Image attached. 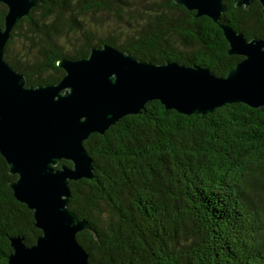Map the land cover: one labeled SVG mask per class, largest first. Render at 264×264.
Instances as JSON below:
<instances>
[{
    "label": "trees",
    "instance_id": "trees-1",
    "mask_svg": "<svg viewBox=\"0 0 264 264\" xmlns=\"http://www.w3.org/2000/svg\"><path fill=\"white\" fill-rule=\"evenodd\" d=\"M40 1L3 49L27 86L57 83L59 59L83 58L105 44L144 62L198 65L219 77L242 59L227 54L208 17L173 0ZM235 1L223 0L219 23L264 40L258 2L244 9ZM5 12L0 3V27ZM97 12L111 17L104 37L86 18ZM83 148L94 175L69 182L68 209L97 236L76 234L90 264H264V106L227 104L184 116L151 101L89 135ZM15 178L0 156V264H7L10 237L30 246L41 233L8 187Z\"/></svg>",
    "mask_w": 264,
    "mask_h": 264
},
{
    "label": "water",
    "instance_id": "water-1",
    "mask_svg": "<svg viewBox=\"0 0 264 264\" xmlns=\"http://www.w3.org/2000/svg\"><path fill=\"white\" fill-rule=\"evenodd\" d=\"M255 1L264 18V0ZM252 2L236 0L234 5L248 9ZM0 3L6 7L0 27V156L16 176L8 184L14 199L32 212L41 232L30 246L21 237H10L7 264H90L76 234L88 230L97 236L68 209L69 182L94 175L83 148L89 135L140 114L151 101L184 116L205 115L227 104L264 106V40H247L219 23L226 11L223 0H173L195 17H208L222 31L227 54L242 57L223 77L198 65L144 62L105 44L83 58L59 59L61 79L35 87L9 66L3 49L16 23L41 1Z\"/></svg>",
    "mask_w": 264,
    "mask_h": 264
},
{
    "label": "rangeland",
    "instance_id": "rangeland-1",
    "mask_svg": "<svg viewBox=\"0 0 264 264\" xmlns=\"http://www.w3.org/2000/svg\"><path fill=\"white\" fill-rule=\"evenodd\" d=\"M89 22H91L92 26H93V31L97 36L100 37H104L106 36L107 30L111 29L109 26L111 24V17L105 13L102 12H97V13H90L87 17ZM74 37H76L74 35ZM25 48H22V51H25ZM19 51V47L17 46H12V51H11V55L12 57L14 55H17V52ZM23 53V52H22Z\"/></svg>",
    "mask_w": 264,
    "mask_h": 264
}]
</instances>
